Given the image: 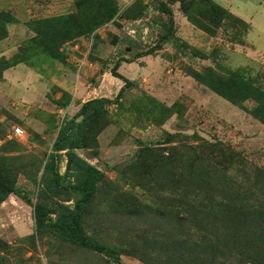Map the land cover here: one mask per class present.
I'll return each mask as SVG.
<instances>
[{
  "label": "rangeland",
  "instance_id": "374dc122",
  "mask_svg": "<svg viewBox=\"0 0 264 264\" xmlns=\"http://www.w3.org/2000/svg\"><path fill=\"white\" fill-rule=\"evenodd\" d=\"M164 1L171 24L156 0H0V169L31 204L60 123L114 100L123 84L109 71L132 60L117 69L130 85L74 150L102 174L83 231L118 262L34 233L31 207L9 195L0 264H249L207 253L223 230L191 213L241 195L264 210V0ZM45 198L71 206L74 194Z\"/></svg>",
  "mask_w": 264,
  "mask_h": 264
},
{
  "label": "trees",
  "instance_id": "16d2710c",
  "mask_svg": "<svg viewBox=\"0 0 264 264\" xmlns=\"http://www.w3.org/2000/svg\"><path fill=\"white\" fill-rule=\"evenodd\" d=\"M184 2L186 0H172ZM206 2L208 0H200ZM154 10L159 15H164L166 23L172 22L171 12L164 0H156ZM157 17V16H156ZM159 19H161L159 17ZM155 25V23H153ZM167 36L162 37V40ZM124 43L130 51L137 50L138 42L131 38H124ZM160 43L157 42L153 49L139 52L134 58H139L158 50ZM131 59H121L110 69L112 77L117 78L123 84L117 91L114 100L107 98H93L83 102L77 112L69 119L63 120L57 130L54 141L51 145V153L44 164V179L47 184L37 194L38 201L31 204L28 194L21 192L16 185L15 178L0 169V204L9 196L14 195L24 204L31 207V217L34 233L54 237L70 245L85 248L99 253L112 262H118V255L112 249L99 245L89 238L83 231L81 219L84 209L95 191V185L100 181L102 174L99 170L88 164L85 160L75 154L74 150L81 149L85 141V132L88 124L94 119L103 107L112 101H117L125 87L130 81L117 73L119 62L130 63ZM63 152L65 169L59 174L55 166V158ZM50 187L61 188L74 194L71 206L58 202L47 201L45 193ZM243 195L235 196L233 200H223L216 206L215 214L213 206H204L206 211L192 210L191 218L196 219L198 215L210 217L213 222L222 228L223 233L214 236L209 240V247L212 256L236 257L249 264H264V210L249 209L244 204Z\"/></svg>",
  "mask_w": 264,
  "mask_h": 264
},
{
  "label": "built area",
  "instance_id": "2783aa9c",
  "mask_svg": "<svg viewBox=\"0 0 264 264\" xmlns=\"http://www.w3.org/2000/svg\"><path fill=\"white\" fill-rule=\"evenodd\" d=\"M14 132H15V134H20L21 133V131L19 129H15Z\"/></svg>",
  "mask_w": 264,
  "mask_h": 264
},
{
  "label": "crops",
  "instance_id": "0c3cea01",
  "mask_svg": "<svg viewBox=\"0 0 264 264\" xmlns=\"http://www.w3.org/2000/svg\"><path fill=\"white\" fill-rule=\"evenodd\" d=\"M6 73V72H5Z\"/></svg>",
  "mask_w": 264,
  "mask_h": 264
}]
</instances>
